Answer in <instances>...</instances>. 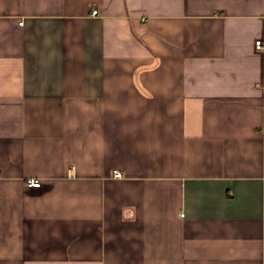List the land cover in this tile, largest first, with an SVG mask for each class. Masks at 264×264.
<instances>
[{"label": "crops", "instance_id": "obj_1", "mask_svg": "<svg viewBox=\"0 0 264 264\" xmlns=\"http://www.w3.org/2000/svg\"><path fill=\"white\" fill-rule=\"evenodd\" d=\"M0 264H264V0H0Z\"/></svg>", "mask_w": 264, "mask_h": 264}, {"label": "built area", "instance_id": "obj_2", "mask_svg": "<svg viewBox=\"0 0 264 264\" xmlns=\"http://www.w3.org/2000/svg\"><path fill=\"white\" fill-rule=\"evenodd\" d=\"M97 13H98L97 10L93 11L94 15H96ZM256 47H257V49H262L263 48V42L261 40H258L256 42ZM114 176L118 178V177H121L122 174L120 172H118V171H115L114 172ZM27 184H28L29 187H33V188H40L41 185H42L39 181L33 180V179L28 180Z\"/></svg>", "mask_w": 264, "mask_h": 264}]
</instances>
